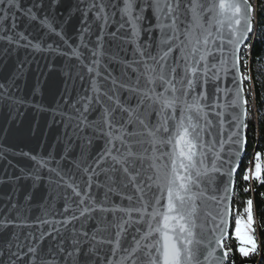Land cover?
Listing matches in <instances>:
<instances>
[{"label":"snow or ice","instance_id":"6c2138e0","mask_svg":"<svg viewBox=\"0 0 264 264\" xmlns=\"http://www.w3.org/2000/svg\"><path fill=\"white\" fill-rule=\"evenodd\" d=\"M254 12L250 0H0V42L47 53L53 74L63 59L66 78L47 102L46 74L37 65L29 83L25 58L0 83V131L32 114L33 136L56 132L54 151L41 144L48 159L13 153L32 170L0 180L13 183L0 203V264H228L233 252L255 254L253 200L235 220L231 204L247 150ZM85 75L90 86L73 99L68 81ZM253 161L246 184L264 182V153ZM20 179L32 182L23 203ZM39 185L48 191L33 204Z\"/></svg>","mask_w":264,"mask_h":264},{"label":"water","instance_id":"95a60500","mask_svg":"<svg viewBox=\"0 0 264 264\" xmlns=\"http://www.w3.org/2000/svg\"><path fill=\"white\" fill-rule=\"evenodd\" d=\"M252 6V5H251ZM253 22V19H252ZM8 24H11V19H9ZM79 26V20L74 19L70 25L67 26L68 34L69 36H74L76 29ZM17 31H25L24 24H20L17 28ZM95 37H93L94 39ZM249 38V36H248ZM247 38V40H248ZM52 41L49 40L48 43H51ZM23 43V42H22ZM35 43V41H34ZM8 49L7 52H5V49ZM27 58L28 61H31V64L26 65L27 67L31 68L33 70V74L29 75V83L32 82L34 79V73L37 69V65L40 66V68L44 71L46 76H41V80L44 81V93H45V100L47 102H54V97H57L59 93L63 90L65 87V76L63 73L60 72V69L64 66L63 59H61L56 64V72L50 73L49 69L44 67L45 64L49 63L51 60V57L47 55V53H34L31 50H25L24 48H20L19 50L13 51L9 45L5 42H0V83L7 84L8 79L12 76V74L16 71V66L19 61L25 60ZM71 64H76V61L73 59L70 61ZM112 67H116L113 65ZM76 69L73 68V72L75 73ZM86 73V70H84ZM225 83L228 87H232L231 84V78L229 77L226 82H221V87L223 88L225 86ZM68 86L71 90L72 98L76 99V93L77 91L83 94L86 89L89 88V80L87 78V75H85L84 80H80L77 78L74 82L69 80ZM245 95V93H244ZM247 110V106H246ZM32 114H29L28 119L24 121V124L21 127H13L11 131L9 132H2L0 131V153L4 155L6 158L0 159V180L3 181H9V177H12L13 181L15 180V177H21V169L23 168L25 172H30L33 167V163L29 158L22 157L19 155H14L13 153H18L20 151L29 152L32 151L33 154H40L45 159H48L47 157V151H54L51 148V145L55 143V128L52 129L50 136L41 135L39 138L33 136V134L28 130L29 128V122L35 123L31 120ZM42 128L44 132L48 133V126L46 124H43L42 122ZM246 133V128L243 126L240 129V135L243 139ZM47 139V143L49 145V148L47 151L41 147V144L45 142ZM245 151L242 154V158L238 161L239 166L244 158ZM59 158L58 156L56 157ZM9 161H11V164H9ZM50 167H55L54 163L49 164ZM43 171L46 172V169ZM55 178V177H53ZM236 179V175H235ZM16 185L21 187V192H18L15 196V199L20 200L23 203L24 194H26L30 190L31 186V180H25L20 179L19 181H15ZM13 187L12 182L3 183L0 184V203L3 202V198L11 193ZM53 189H55V185L51 186ZM48 189L44 187V185H39L36 190H34V196L32 198L33 204H40L43 203V197L47 194ZM103 190H101L102 192ZM116 203H120L118 198H114ZM127 204V201L124 202ZM232 204V200H231ZM60 209L63 208V201H60L57 205ZM39 210L34 209V214H38ZM59 218V217H56ZM109 219H111V216H109ZM92 226H94V221L91 222Z\"/></svg>","mask_w":264,"mask_h":264},{"label":"trees","instance_id":"16d2710c","mask_svg":"<svg viewBox=\"0 0 264 264\" xmlns=\"http://www.w3.org/2000/svg\"><path fill=\"white\" fill-rule=\"evenodd\" d=\"M255 9L253 15V30L247 40L250 47V70L246 72L249 79L245 82L247 112L246 139L247 150L236 173L235 187L236 195L232 198V219L236 218V208H244L243 201L251 198L253 200V211L256 221V237L258 240V251L250 257H241L233 252L229 257L228 264H264V182L252 179L247 184L242 180L245 168H248V160L253 158L254 153H264V0H250ZM245 187L250 191H244ZM231 248H236L237 242L229 240Z\"/></svg>","mask_w":264,"mask_h":264},{"label":"bare ground","instance_id":"6f19581e","mask_svg":"<svg viewBox=\"0 0 264 264\" xmlns=\"http://www.w3.org/2000/svg\"><path fill=\"white\" fill-rule=\"evenodd\" d=\"M251 163H253V158H250L249 160H248V164H247V166H251Z\"/></svg>","mask_w":264,"mask_h":264},{"label":"rangeland","instance_id":"374dc122","mask_svg":"<svg viewBox=\"0 0 264 264\" xmlns=\"http://www.w3.org/2000/svg\"><path fill=\"white\" fill-rule=\"evenodd\" d=\"M248 168H249V169L254 168V161H253V163H251V166H250V167L248 166Z\"/></svg>","mask_w":264,"mask_h":264}]
</instances>
